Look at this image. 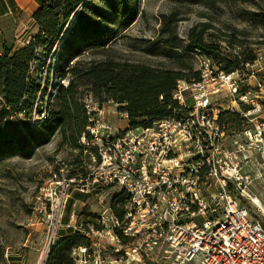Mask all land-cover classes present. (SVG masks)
I'll return each mask as SVG.
<instances>
[{
	"label": "built area",
	"instance_id": "built-area-1",
	"mask_svg": "<svg viewBox=\"0 0 264 264\" xmlns=\"http://www.w3.org/2000/svg\"><path fill=\"white\" fill-rule=\"evenodd\" d=\"M206 67L199 80L177 84L173 96L184 115L147 126L116 127L105 108L112 101L100 103L92 94L85 95L88 123L80 144L90 155L86 176L54 174L40 188L30 218L39 216L46 227L43 264L59 239L73 185L81 192L96 191L111 198L121 191L128 196L123 218L108 207L98 215L95 239L85 232L90 245L74 250L76 264L90 260L102 264L98 252L105 241L126 261L264 264V225L225 188L228 179L237 185L241 182V162L223 150L226 125L221 121L223 110L214 107L213 98L220 86L232 82V74L223 70L217 74ZM30 73H35L33 66ZM62 84L66 86L68 80ZM187 92L192 106L186 103ZM40 97L36 105L42 102ZM43 105L38 121L49 114L47 103ZM120 116L128 117L127 113ZM236 145L241 151L244 144L236 141ZM212 182L220 187L219 193L210 191ZM203 187L208 196L203 195Z\"/></svg>",
	"mask_w": 264,
	"mask_h": 264
},
{
	"label": "rangeland",
	"instance_id": "rangeland-1",
	"mask_svg": "<svg viewBox=\"0 0 264 264\" xmlns=\"http://www.w3.org/2000/svg\"><path fill=\"white\" fill-rule=\"evenodd\" d=\"M132 4L138 8V14L122 32V37L118 36L111 44L108 53L114 58L172 67L173 59L147 51L151 44L159 41L165 20L176 26L179 50L189 52L182 62L193 64L200 78L206 66L219 74L227 62L236 58H255L230 72L232 82L220 86L221 91L214 96L213 103L226 116L222 121L226 125L223 150L236 163L237 160L241 162L238 171L242 183L237 185L228 179L226 191L248 208L253 219L264 225V0H132ZM201 24L207 25L205 40L216 45L212 56L190 49L189 34L193 28L199 32L203 27ZM17 44L20 46L23 41ZM99 58L103 57L88 54L83 57L84 60ZM55 81L49 87L51 92H54ZM184 97L187 105L192 106L190 93ZM49 99L44 98V103ZM109 104L116 109L112 116L113 125L129 126L128 118L120 116L122 112L118 104ZM53 107H57L56 102ZM176 114L184 115L179 111ZM37 119V113L32 114L31 120L11 113L0 119V132L16 131V126L24 128L26 123L37 131ZM46 134L37 140L27 135L29 142L25 149L14 148L6 155H0V264H43L46 227L39 216L30 220L36 196L42 186L51 182L54 174L60 176L61 172H66L71 178L86 176L90 155L62 144L57 130ZM236 141L244 144L241 151ZM78 188L73 185L65 220L67 217L66 221L76 228L82 224L80 228L88 230L95 239L94 232L99 228L98 215L106 207L110 208L111 197L98 195L96 191L81 192ZM204 189L207 188L203 187V195L208 196ZM209 189L216 193L220 191L214 182ZM221 212L219 206L217 214ZM98 254L104 261L102 264H154L145 258L143 261L129 258L126 261L121 254L114 252L108 241L103 243ZM88 264H94V260Z\"/></svg>",
	"mask_w": 264,
	"mask_h": 264
},
{
	"label": "trees",
	"instance_id": "trees-1",
	"mask_svg": "<svg viewBox=\"0 0 264 264\" xmlns=\"http://www.w3.org/2000/svg\"><path fill=\"white\" fill-rule=\"evenodd\" d=\"M137 9L132 0L41 2L33 15L37 32L23 47L5 46L0 55V119L12 113L31 120L34 107L40 114L44 98L50 92L49 114L45 120L36 121L37 131L26 123L24 128L16 126V131L0 132V155L14 148L25 149L29 142L27 135L37 140L53 129L61 136L62 144L84 151L80 139L88 123L84 103L88 93L100 103H117L119 111L127 113L129 126H147L185 111L173 94L180 80L197 81L200 73L194 71L193 64L182 62L189 52L177 47L176 26L169 20L161 28L159 41L147 51L173 59L172 67L119 60L108 53L111 44L135 20ZM201 26L199 32L193 28L189 34L190 49L212 56L216 45L205 40L207 25ZM86 54L103 58L84 60ZM253 59L236 58L221 70L230 73ZM31 66L35 69L33 74ZM63 80H68L66 86ZM53 81L56 84L54 87L52 84L54 92H51L49 87ZM39 94L42 102L36 105ZM225 118L223 114L221 121ZM127 202L126 192L121 191L111 198L110 208L123 218ZM87 231L76 228L60 237L50 248L45 264H76L74 250L89 244Z\"/></svg>",
	"mask_w": 264,
	"mask_h": 264
},
{
	"label": "crops",
	"instance_id": "crops-1",
	"mask_svg": "<svg viewBox=\"0 0 264 264\" xmlns=\"http://www.w3.org/2000/svg\"><path fill=\"white\" fill-rule=\"evenodd\" d=\"M43 0H0V55L5 46H11L14 49L23 47L24 43L37 32L33 15L39 8ZM17 46V42H22ZM105 108L112 120L114 114V105L105 104ZM67 220V217H66ZM63 220V226L59 229V238L76 229L68 221ZM85 221V220H82ZM82 224L78 226L80 228Z\"/></svg>",
	"mask_w": 264,
	"mask_h": 264
},
{
	"label": "water",
	"instance_id": "water-1",
	"mask_svg": "<svg viewBox=\"0 0 264 264\" xmlns=\"http://www.w3.org/2000/svg\"><path fill=\"white\" fill-rule=\"evenodd\" d=\"M45 264V263H44Z\"/></svg>",
	"mask_w": 264,
	"mask_h": 264
}]
</instances>
